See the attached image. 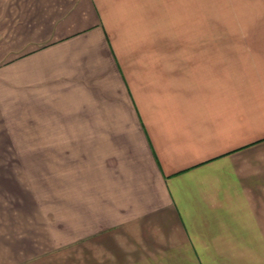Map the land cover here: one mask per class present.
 <instances>
[{
	"label": "crops",
	"instance_id": "0c3cea01",
	"mask_svg": "<svg viewBox=\"0 0 264 264\" xmlns=\"http://www.w3.org/2000/svg\"><path fill=\"white\" fill-rule=\"evenodd\" d=\"M193 1L0 0V264H264V18Z\"/></svg>",
	"mask_w": 264,
	"mask_h": 264
},
{
	"label": "rangeland",
	"instance_id": "374dc122",
	"mask_svg": "<svg viewBox=\"0 0 264 264\" xmlns=\"http://www.w3.org/2000/svg\"><path fill=\"white\" fill-rule=\"evenodd\" d=\"M192 6L197 11H192ZM255 17L264 18V0H194L189 10V26L174 27L172 33L195 34L203 25L207 34L212 33L215 25Z\"/></svg>",
	"mask_w": 264,
	"mask_h": 264
}]
</instances>
